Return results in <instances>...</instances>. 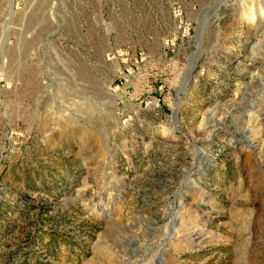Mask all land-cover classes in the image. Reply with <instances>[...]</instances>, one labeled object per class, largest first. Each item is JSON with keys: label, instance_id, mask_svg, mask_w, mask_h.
<instances>
[{"label": "rangeland", "instance_id": "374dc122", "mask_svg": "<svg viewBox=\"0 0 264 264\" xmlns=\"http://www.w3.org/2000/svg\"><path fill=\"white\" fill-rule=\"evenodd\" d=\"M0 264H264V0H0Z\"/></svg>", "mask_w": 264, "mask_h": 264}]
</instances>
